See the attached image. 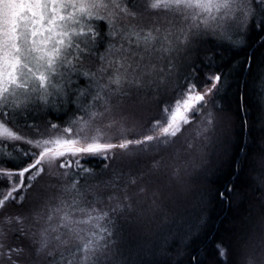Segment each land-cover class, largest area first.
<instances>
[{
    "label": "snow or ice",
    "instance_id": "snow-or-ice-1",
    "mask_svg": "<svg viewBox=\"0 0 264 264\" xmlns=\"http://www.w3.org/2000/svg\"><path fill=\"white\" fill-rule=\"evenodd\" d=\"M252 35L264 49V0H0V264H264V203L258 238L240 220L210 258L190 250L211 163L196 141L227 161L218 98L257 67L225 71L217 50ZM172 226L170 260L129 247Z\"/></svg>",
    "mask_w": 264,
    "mask_h": 264
},
{
    "label": "trees",
    "instance_id": "trees-1",
    "mask_svg": "<svg viewBox=\"0 0 264 264\" xmlns=\"http://www.w3.org/2000/svg\"><path fill=\"white\" fill-rule=\"evenodd\" d=\"M256 41L257 36L252 35L249 40L250 47L228 51L226 54L217 50L224 56L225 71L237 64H242L253 54L257 67L251 73L246 67L242 71L229 73V86L218 98L219 105L223 107L224 114L230 120L224 142L228 150V159L221 161L218 158L217 149L210 156L209 145L205 148L211 163L206 176L198 186L199 198L203 199L206 207L204 215L207 222L190 249L199 252L202 259L211 257L212 245L215 241L229 239L234 224L240 220H246L255 232L256 223L262 218L264 183L261 182L260 172L254 161L261 152H264V128L259 123L261 113L264 111V103L261 102L260 90L256 83L260 76L259 66L264 62V49H261ZM147 113V116L156 115L155 111ZM215 136H213L214 142ZM217 142L221 145L222 141L219 139ZM229 187H234L235 194L226 191ZM220 192H224L228 199L221 198L218 195ZM193 219L194 214L192 217L185 215V220L191 222ZM169 231L175 233L176 227L164 228L162 234L167 235ZM153 243L147 248L155 251L158 248V241ZM178 243V240L169 238L168 245L159 247L161 253L155 252V256L147 255L143 258L151 261L161 256L165 261L170 260ZM164 247L169 251H164Z\"/></svg>",
    "mask_w": 264,
    "mask_h": 264
},
{
    "label": "rangeland",
    "instance_id": "rangeland-1",
    "mask_svg": "<svg viewBox=\"0 0 264 264\" xmlns=\"http://www.w3.org/2000/svg\"><path fill=\"white\" fill-rule=\"evenodd\" d=\"M148 113L146 112L145 113V116H147ZM227 116V115H226ZM229 118V117H228ZM229 125H230V120H222L219 127H218V130H217V133L215 134L216 136L214 137L215 138V142L218 144V140L220 139L222 142H221V145L220 146H224V142H225V139L227 137V130L229 128ZM196 148L197 150H203L206 152V149L207 147H204L200 142H199V139H197L196 141ZM208 149H211V153H210V156H212V153H214L213 151H215L216 149H212V145L209 144V147ZM209 151V150H208ZM218 151V150H217ZM167 155V154H165ZM218 159V158H217ZM174 199H176V197L174 196L173 197ZM256 230H255V234L257 236V238L259 237V229H260V224H261V219L256 223ZM163 231V230H162ZM164 235V233L161 235V236H158L157 233L153 232V233H141L140 236L136 239V241L132 242L131 244H129V247L131 248H135V246L137 244L139 245H142L144 246L145 248L149 247L150 245L152 246L153 241H158V246L161 245V240H162V236ZM146 238V239H145ZM126 243H127V238H126ZM157 246V247H158ZM155 252H158V253H161V250H159V247L155 250ZM137 259L136 255H135V251L133 252V260L135 261Z\"/></svg>",
    "mask_w": 264,
    "mask_h": 264
},
{
    "label": "bare ground",
    "instance_id": "bare-ground-1",
    "mask_svg": "<svg viewBox=\"0 0 264 264\" xmlns=\"http://www.w3.org/2000/svg\"><path fill=\"white\" fill-rule=\"evenodd\" d=\"M160 258V259H159ZM164 258L163 257H158L157 259H155V261H165V260H163ZM167 260V259H166Z\"/></svg>",
    "mask_w": 264,
    "mask_h": 264
}]
</instances>
